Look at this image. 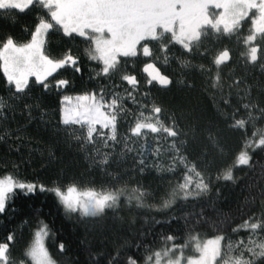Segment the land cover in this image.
Segmentation results:
<instances>
[{"label":"snow or ice","instance_id":"snow-or-ice-1","mask_svg":"<svg viewBox=\"0 0 264 264\" xmlns=\"http://www.w3.org/2000/svg\"><path fill=\"white\" fill-rule=\"evenodd\" d=\"M27 13L26 36L0 34V143L19 152L34 112L48 124L56 114L44 96L65 93L54 133L109 179L31 182L18 174L24 161L0 160V216L16 213L19 195L51 193L82 229L74 252L37 211L5 230L0 264H264V0H0V18ZM85 64L94 84L67 95L75 84L66 73L83 76ZM173 90L178 102L161 98ZM17 115L26 120L14 128ZM128 159L133 172L179 170L181 179L149 203L147 189L112 170ZM221 179L244 181L235 212L201 208L151 239L123 234L135 223L123 212L198 201Z\"/></svg>","mask_w":264,"mask_h":264},{"label":"trees","instance_id":"trees-1","mask_svg":"<svg viewBox=\"0 0 264 264\" xmlns=\"http://www.w3.org/2000/svg\"><path fill=\"white\" fill-rule=\"evenodd\" d=\"M32 14H20L15 19L0 18V34L4 32H11L17 36H26L25 29L32 25ZM53 44L59 41V37H53ZM82 47V46H81ZM76 51V49H73ZM66 76L74 80L75 87L67 90L66 94L76 96L85 88L92 86L94 81L88 80V65H84V75L76 74L73 76L71 72L66 73ZM0 94L3 93L2 82H0ZM65 93L57 95L52 92L44 96V105L49 110H56V114L50 116L51 124L41 121L38 113L34 112L37 119H34L24 130L29 137L20 147L19 152L9 151L7 145L0 143V160L11 159L15 161H24L19 169V176L21 179L37 182L49 183L57 175L63 176H83L84 179L95 177L97 182L106 181L108 177L103 176L98 170H88V163L84 159L83 153L79 152L73 145L69 147L62 136L54 133L52 124H55L58 119V109L60 96ZM181 92L173 90L169 93H162L161 98L169 103H176L180 100ZM26 117L17 115L15 121L11 122L12 127H17L24 124ZM125 131V128H121ZM15 143V142H14ZM55 153V158L49 156V151ZM146 163L151 165L153 159L152 155L145 153ZM160 163L165 167L168 164L167 157H161ZM132 160L128 159L126 162L115 167L112 170L121 171L122 179L127 181L130 186L137 184L142 185L147 189L151 195L148 198L149 203H159L162 198L166 197L167 193L175 183L181 179L180 171L169 173L166 171H157L153 167L145 169L144 173L133 172ZM0 171H3L0 168ZM237 175L244 176L245 180L248 175L245 172H237ZM216 189H219L217 195ZM247 192L244 190V181L233 184L223 179L213 181V191L207 196L198 201L180 202L167 210H155L150 208L135 209L132 213L127 211L122 215L128 217L135 216V223L124 226L123 234L136 232L150 233L149 239L157 236L161 232L179 229L183 223L185 214L199 213L203 208L206 215H213L215 209L223 210L224 212H235V210L243 203ZM14 207L17 209L14 215L9 217L0 216V238L5 234L6 229L15 228L20 225L21 221L33 218L37 211L40 216L45 219L52 227L58 239H65L71 242L72 250L79 251L80 238L82 237V229L75 222L74 218L69 219L65 216L63 209L59 206L56 198L51 193L29 194L28 196L19 195L15 198ZM176 216L178 220L172 224L163 223L169 216ZM161 221V223H156ZM207 231V230H204ZM28 229H24V238H27ZM23 241H21V244ZM51 243V242H50ZM19 248L20 245H17ZM55 251L54 247L52 249ZM84 257L81 256V259Z\"/></svg>","mask_w":264,"mask_h":264},{"label":"rangeland","instance_id":"rangeland-1","mask_svg":"<svg viewBox=\"0 0 264 264\" xmlns=\"http://www.w3.org/2000/svg\"><path fill=\"white\" fill-rule=\"evenodd\" d=\"M74 102V101H73ZM149 142L150 143H154V142H152V139H151V137H149ZM147 153V152H146ZM148 155H152L151 153H147ZM153 156V155H152ZM154 157V156H153ZM155 158V157H154ZM153 161H154V159H153Z\"/></svg>","mask_w":264,"mask_h":264}]
</instances>
